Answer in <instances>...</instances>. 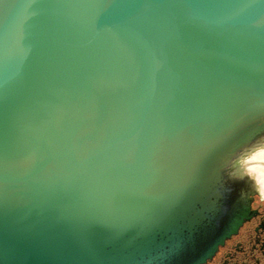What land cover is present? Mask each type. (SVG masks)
<instances>
[{
  "label": "water",
  "instance_id": "1",
  "mask_svg": "<svg viewBox=\"0 0 264 264\" xmlns=\"http://www.w3.org/2000/svg\"><path fill=\"white\" fill-rule=\"evenodd\" d=\"M262 149L264 0H0V264H200Z\"/></svg>",
  "mask_w": 264,
  "mask_h": 264
},
{
  "label": "flooded vegetation",
  "instance_id": "2",
  "mask_svg": "<svg viewBox=\"0 0 264 264\" xmlns=\"http://www.w3.org/2000/svg\"><path fill=\"white\" fill-rule=\"evenodd\" d=\"M231 199L226 224L237 218V226L200 264H264V179L246 171L236 179Z\"/></svg>",
  "mask_w": 264,
  "mask_h": 264
},
{
  "label": "bare ground",
  "instance_id": "3",
  "mask_svg": "<svg viewBox=\"0 0 264 264\" xmlns=\"http://www.w3.org/2000/svg\"><path fill=\"white\" fill-rule=\"evenodd\" d=\"M264 160V149L258 151L257 153H254L251 157V160ZM258 176L260 177V179H264V168H259L258 169Z\"/></svg>",
  "mask_w": 264,
  "mask_h": 264
}]
</instances>
